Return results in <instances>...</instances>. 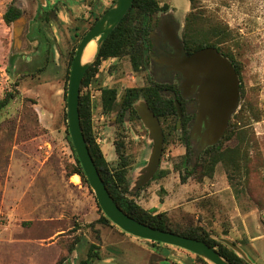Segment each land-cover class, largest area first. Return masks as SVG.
<instances>
[{
	"label": "rangeland",
	"instance_id": "rangeland-1",
	"mask_svg": "<svg viewBox=\"0 0 264 264\" xmlns=\"http://www.w3.org/2000/svg\"><path fill=\"white\" fill-rule=\"evenodd\" d=\"M161 1L174 6L175 14L165 11L156 18L172 16L182 40L191 11L187 13L189 0ZM11 2L0 0V100L7 91L18 92L16 100L0 111V264H56L61 256L66 257L63 264H81L91 246H96L100 256H111L113 245L108 239L117 238L112 230L128 235L113 223L100 222L104 213L90 185L80 175L70 174L76 162L66 133L69 62L82 39L78 36L89 25L79 23V32L71 39L61 33L56 6H49L46 0H16L19 18L27 24L22 34H15L14 23L8 27L3 20ZM193 4L191 13L197 14L201 28L208 31L220 26L230 32L223 51L238 63L246 98L260 118L248 126L251 162L247 174L243 169L237 178L236 189L229 185L222 163L217 164L213 177H189L182 183L187 150L177 138H171L164 144L159 168L169 173L151 180L137 199L146 209L165 205L161 212L169 214L173 224L203 226L217 240L224 238L241 246L246 239L239 238L238 229L231 232L238 209L257 210L264 227V0H193ZM44 9H53L49 22L41 20ZM151 63L135 72L127 57L106 60L92 83L96 141L106 160L115 165V142L122 134L133 161L132 185L147 164L153 143L141 119L130 121L127 116L124 132L119 133L118 113H102L100 89L117 88L123 99L126 89L146 86L150 76L160 81L173 78L166 70L156 75L157 68ZM242 105L244 101L240 109ZM240 109L231 119L236 114L242 118ZM237 141L226 145L235 146ZM192 144L195 153L189 164L193 167L199 149L195 141ZM55 231L61 232L53 236ZM169 247L176 258L196 261L197 255ZM243 250L252 257L246 246Z\"/></svg>",
	"mask_w": 264,
	"mask_h": 264
},
{
	"label": "trees",
	"instance_id": "trees-1",
	"mask_svg": "<svg viewBox=\"0 0 264 264\" xmlns=\"http://www.w3.org/2000/svg\"><path fill=\"white\" fill-rule=\"evenodd\" d=\"M190 2L192 11L195 7L193 0H190ZM168 9L169 6L167 4L161 6L158 0H134L128 13L104 41L95 61L87 69L81 86L80 116L83 132L91 155L111 196L119 207H121L127 214L153 228L167 230L186 237L201 240L218 250V252L232 264H250L236 254L228 245L217 240L205 227L194 226L192 224H173L170 220L169 214L166 212L157 213L158 209L156 208L154 210L145 209L137 199L140 192L147 188L152 181L164 178L169 172L160 169L152 181L138 190H133L132 181L129 176L133 161L132 156L127 150L126 142L124 140L125 138L122 134H118V138L115 142L116 154L118 156V161L115 165L106 160L101 147L96 141L92 120V91L88 90L89 85L94 82L96 75L99 72L100 65L109 59H121L127 57L135 72L141 71L143 68H148L150 65V51L152 49L150 35L153 30L152 23L154 16L161 12L168 11ZM52 10L53 9H44L41 20L44 18V21L49 22L50 11ZM107 10L108 9L101 14L93 16L92 19L87 20L89 25L88 29H90ZM191 11L186 16V30L181 40L185 54L191 55L203 48L215 47L232 62L241 81V101H244V105H242L239 113L242 114V118L239 117V114H236L235 118L230 120L225 135L216 145L209 146L203 151H198V154L196 155V164L192 167V157L195 153L190 139L193 115L187 114L186 110L183 109L182 126L179 129V114L176 101H179L183 108L179 90V79L177 78V82L174 83L171 80L160 81L153 76H150L146 86L142 88L130 87L126 89L123 103L119 109L120 111L118 110L117 124L120 130L119 133L124 132L123 127L127 116H129L130 121L141 119L135 105L138 101L143 99L148 103L150 109L155 113L162 124L165 146L169 139L177 138V140L182 142L186 147V173L180 176L182 183H185L189 177L198 178L200 180L204 177L211 178L214 175L217 164L222 163L225 167L229 185L233 189H236L237 178L242 175L241 173L243 169L246 170L247 174V167L251 162V139L249 137L248 126L251 124L252 120L259 121L260 118L257 111H255L257 109H255L253 104L246 98V92L242 84L241 69L238 63L232 55L223 51L224 44L227 43L230 38L229 30L226 27L222 28L218 26L206 31L199 26L197 14H193ZM20 16L21 10L16 6V0H12L6 12L3 14L5 24L8 27L12 26ZM85 33L78 37L81 39ZM76 48L77 46L75 49ZM75 49L71 53L72 55L69 66L74 59ZM100 90L101 96L99 104L102 113L110 115L120 105V99L122 98L118 97L117 88H101ZM172 91L177 94V98L170 93ZM17 95V91H7L0 100V111L5 110L13 101H15ZM66 133L76 162L75 165H73L70 174L80 175L83 182L89 187L88 180L75 153L68 130V124L66 125ZM233 139L238 140L237 144H235V146H227L226 143ZM190 162L191 164H189ZM243 162H245V165L242 166ZM100 222L104 224L112 223L104 214L101 216ZM151 243L154 246L164 245L152 241ZM240 244H243V242ZM65 259V256H61L56 264H63ZM97 259H100V255L96 251V246H91L87 259L82 261L81 264H92ZM198 262L207 264L204 258L196 256L195 264H198Z\"/></svg>",
	"mask_w": 264,
	"mask_h": 264
},
{
	"label": "water",
	"instance_id": "water-1",
	"mask_svg": "<svg viewBox=\"0 0 264 264\" xmlns=\"http://www.w3.org/2000/svg\"><path fill=\"white\" fill-rule=\"evenodd\" d=\"M133 2L134 0H115L113 5L85 33L76 48L71 64L66 97L67 124L75 153L103 213L123 232L138 239L186 250L204 258L211 264H232L218 250L201 240L153 228L127 214L111 196L91 155L80 116L83 78L89 66L95 61L104 41L128 13ZM23 21V18H18L14 22V31H17V34L20 33V30H16V25ZM96 40L97 50L95 55L89 60H83L87 46ZM171 40L178 44L177 49L182 52L183 45L176 32L171 33ZM180 52L171 54L170 57L166 58L165 64L171 66L169 70L181 74L183 90L189 91V93H198L196 124L191 131V135L196 130L198 131L202 144L200 150L203 151L209 146L216 145L222 139L232 116L240 109L241 81L231 61L215 47L203 48L187 56L182 55ZM171 94L174 97L176 96L174 91ZM186 96L184 94V97ZM122 103L123 99H120V105L115 110L117 113ZM176 106L179 114L178 127L180 129L183 110L178 101H176ZM135 108L144 126L148 129L153 143L148 162L142 168L132 187L133 190H138L148 184L160 168L164 148V132L159 118L150 109L146 101H140L139 104L135 105ZM220 241L228 245L248 263L253 264L241 246L224 238Z\"/></svg>",
	"mask_w": 264,
	"mask_h": 264
},
{
	"label": "crops",
	"instance_id": "crops-1",
	"mask_svg": "<svg viewBox=\"0 0 264 264\" xmlns=\"http://www.w3.org/2000/svg\"><path fill=\"white\" fill-rule=\"evenodd\" d=\"M49 6H56L58 8L59 28L62 30L63 35H69L72 39L73 35L78 33L81 22H86L93 18V16L103 13L106 9H109L115 0H46ZM160 5L167 4L169 6L168 11L175 14L176 8L167 3V1H161ZM188 11L191 10V2L189 0ZM186 13V14H187ZM19 24V23H18ZM17 24V25H18ZM27 21L20 22L16 25V30H20L22 34L25 30ZM16 34L17 31H14ZM22 41V40H21ZM15 39V43H16ZM17 44V43H16ZM153 207L148 210H154ZM146 209V208H145ZM157 213L165 210V205L162 208H156ZM236 217V225L234 228L238 229L239 238L246 239V246L250 251L253 264H264V227L260 221V217L257 210L251 212H244L238 209ZM61 231H55L53 236H57ZM116 234V239H108L110 244L113 245L111 256L105 257L101 253L100 259H97L94 264H195V261H191L187 258L178 259L175 255L171 254L170 247L165 245H148L145 244V240L138 239L134 236L126 234ZM122 233V232H121ZM130 237V238H128ZM1 239V238H0ZM163 254V255H162Z\"/></svg>",
	"mask_w": 264,
	"mask_h": 264
},
{
	"label": "flooded vegetation",
	"instance_id": "flooded-vegetation-1",
	"mask_svg": "<svg viewBox=\"0 0 264 264\" xmlns=\"http://www.w3.org/2000/svg\"><path fill=\"white\" fill-rule=\"evenodd\" d=\"M153 30L151 32V41H152V49L150 51V62L151 64H154L155 73L156 75H161L165 71L166 73L168 71L173 73V78L171 79L172 82H177V78L179 79V90H180V96L182 98V104L183 108L181 106V109L186 110L187 114L193 115V119L191 121V131L194 128L196 124V115L198 110V100H197V92L195 93H189V91H185L182 89V82L183 78L180 73H177L173 70H169L171 66H168L165 64L166 58L170 57L173 53H179L180 51L177 49L178 44L171 40V33L176 32L178 35V28L174 24V20L172 16L164 14V16H158L157 18L153 19ZM179 38V36H178ZM180 40V39H179ZM181 41V40H180ZM182 43V41H181ZM183 45V44H182ZM182 55H185V50L183 46L182 52H180ZM232 63V62H231ZM233 65V64H232ZM234 67V65H233ZM235 68V67H234ZM236 70V69H235ZM237 72V71H236ZM239 75V74H238ZM240 77V76H239ZM171 93V92H170ZM184 94L187 96L184 97ZM177 98V94L175 96ZM179 102V101H178ZM203 132V130H202ZM191 142H196L198 149L200 151V148L202 147V144L200 142L201 137L198 131L196 130L193 135L190 136Z\"/></svg>",
	"mask_w": 264,
	"mask_h": 264
},
{
	"label": "bare ground",
	"instance_id": "bare-ground-1",
	"mask_svg": "<svg viewBox=\"0 0 264 264\" xmlns=\"http://www.w3.org/2000/svg\"><path fill=\"white\" fill-rule=\"evenodd\" d=\"M97 50V44L95 41H92L86 48L85 53H84V57L83 60H89L90 58H92ZM78 179V177H76Z\"/></svg>",
	"mask_w": 264,
	"mask_h": 264
},
{
	"label": "built area",
	"instance_id": "built-area-1",
	"mask_svg": "<svg viewBox=\"0 0 264 264\" xmlns=\"http://www.w3.org/2000/svg\"><path fill=\"white\" fill-rule=\"evenodd\" d=\"M89 91H92V84L89 85V88H88ZM101 92V90H100ZM92 93V100H94V95L96 94V92L94 93L93 91L91 92ZM100 96H101V93H100Z\"/></svg>",
	"mask_w": 264,
	"mask_h": 264
}]
</instances>
